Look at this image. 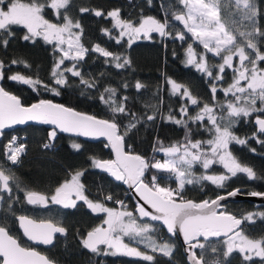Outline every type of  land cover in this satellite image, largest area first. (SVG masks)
<instances>
[{
	"label": "trees",
	"instance_id": "obj_1",
	"mask_svg": "<svg viewBox=\"0 0 264 264\" xmlns=\"http://www.w3.org/2000/svg\"><path fill=\"white\" fill-rule=\"evenodd\" d=\"M21 1L29 2V0ZM50 1L38 0L46 5L43 15L54 22L63 21L50 7ZM256 4L261 12L258 18L259 26L261 31H264V0H256ZM80 8H87L89 11L81 13ZM114 9L120 10L122 20H130L137 26L143 18L154 17L163 22L167 15L169 24L167 31L171 35L161 36L158 32H151L145 36L141 33L131 43L128 42L127 36L117 43L110 37L118 36L119 29H113L114 21L106 15L107 12ZM96 10L103 11L105 15L96 16ZM184 11L185 8L180 0H72L68 16L73 22L79 21L83 29L80 43L84 48L89 49L83 60L76 62V70L81 72L85 80L94 81L97 86L95 88L86 87L81 83L80 77L65 72L67 84L57 87L51 76L57 57L56 49L42 37L24 40L26 29L22 25L12 26L13 37L8 39L6 47L0 44V61H3L5 65V78L0 82L5 89L18 95L25 104L42 97H48L110 120L113 119V113L109 106L100 99V96L104 94L107 99L108 93H105L104 89H115L114 99L117 104L122 97L128 98L125 104L127 113L118 114L115 117L120 133L123 135L125 126L134 122L132 114L140 118V122L136 123L135 127L124 137L126 148L143 155L145 159H148L151 152L160 156L162 153L154 151L159 147L158 140L164 146L185 142V126L176 124L167 117L171 115L177 120L188 119L187 116L181 117L180 115V108L188 103L187 98H182L178 94L174 95L171 92L168 79L187 86L193 96L200 101V105L213 104L217 121L221 127L224 126L225 121H221L220 117H227L226 106L224 105V108L220 106L223 105L225 95L219 89L228 85L233 77V71L226 68L223 74L224 81L215 82L218 90L213 98L210 88L214 81L199 72L194 66L186 65L187 50L191 45L198 59L201 54H206L207 63L210 66L218 65L221 60L219 57L206 53L203 45L187 31L180 21L174 19L175 15L183 14ZM236 11L235 0H221V21L227 30L237 35L241 46H244V38L240 37L238 33L251 31V28L247 26L248 21L235 14ZM104 29L109 30L108 34L102 31ZM177 33H183L185 39L176 38ZM254 42L264 53V46H261L264 43V38ZM97 44L118 54L121 57V63L125 57L131 63L124 68H117L115 61L92 51ZM245 50L246 52L250 51L247 48ZM13 60H23L30 67L21 63L12 64ZM258 67L264 68V62H258ZM17 73L39 79L43 82L42 87H44L43 85L53 86L59 95L56 94V91L53 93L44 91L41 89V85L33 88L7 78ZM137 82L144 87L137 90L135 87ZM259 103L260 101L257 100V104ZM198 109L197 106H189L188 115L195 116ZM153 115L156 116V119L147 121L146 117ZM260 115L258 112L252 113L248 117H241L230 128L235 136L246 140L247 143L241 145L233 141L229 144V151L242 164L251 167L256 173V178H249L246 173H237L236 176L225 180L222 186H218L211 181L199 180V178L205 173L218 174L219 176L229 175L225 168L216 163L209 169H204L200 164L195 163L191 167V178H189L193 180V183H186L182 190L184 199L190 198L195 201L211 199L217 194L233 188H240L244 192L264 190V143L259 142L264 141V135L257 131L254 123L256 117ZM208 127H210V122L207 119L196 122L189 120L190 140L193 143L211 140L213 132L208 131ZM49 130L45 126L35 124L14 129V131L24 134L26 153L19 164L7 168L4 167L3 144L12 131L3 132L0 140V166L3 167L5 174L15 177V180L10 181L11 192L7 190L2 192L0 219L7 217L9 233L21 245L35 247L55 263L98 264L100 253L87 250L82 245L81 239L86 232L105 224L103 212H93L87 207L86 202L81 200L76 201L75 208H66L64 205L53 203L50 200L46 205H31L25 199L26 193L35 191L50 197L54 194L55 189L70 180L72 175L82 172L80 183L84 186L83 193L88 198L102 201L108 207H116V201L123 199L121 207L134 212L133 201L121 183L111 180L107 174L93 166V159L111 157V152L103 141H87L63 133H57L55 138H51ZM46 140L50 142L51 148L41 146ZM77 144L80 145L79 149L73 147ZM253 149L255 151H252ZM152 175L157 176L160 186L177 188L174 175L149 168L144 177V180L149 184ZM17 183L19 187L16 186ZM108 195H111V200H105ZM9 206H11L10 209ZM223 209L240 216L246 213L254 214L253 221L244 223L242 231L252 239L264 237V218L255 215L264 213V203L256 204L248 200L229 201L224 204ZM19 214H26L34 219L52 221L63 226L67 233L55 236L53 245H33L18 229L16 217ZM138 220L150 222L156 226L159 238H166L172 244L173 255L168 257L159 252L149 251L154 260L148 261L143 256L105 254L103 259L106 264H188L176 237H170L156 222ZM219 241L221 240L200 241L205 244V249H196L197 255H203L207 264H214L209 262L210 259L214 255L222 256L223 254L218 245ZM140 249L146 250L143 247ZM215 258L217 259V257ZM224 264H263V258L255 256L251 260H245L238 251H234L225 258Z\"/></svg>",
	"mask_w": 264,
	"mask_h": 264
},
{
	"label": "snow or ice",
	"instance_id": "obj_2",
	"mask_svg": "<svg viewBox=\"0 0 264 264\" xmlns=\"http://www.w3.org/2000/svg\"><path fill=\"white\" fill-rule=\"evenodd\" d=\"M180 2L187 9V12L175 15L174 19L181 21L187 31L202 43L206 53L219 57L221 60L218 65L210 66L207 63L206 54H201L198 59L197 54L190 45L187 50L186 65L194 66L199 72L214 81L210 88L213 98H215L218 90L215 82L224 81L223 74L226 68L233 71V82L227 88L221 87L219 89L225 97L229 95L232 97L231 100L226 101L227 117H220L221 121H225L223 127L218 123L213 107L208 104H204L195 116H189L188 107H199L200 101L193 96L187 86L168 79L171 92L174 95L178 94L182 98H187L188 103L180 108V115L181 117L187 116L188 119L177 120L171 115L167 117L176 124H183L186 133L184 143L164 146L161 141H157L159 147L154 151L165 154L166 159L163 162L155 161L149 164L139 155L124 152V137L135 127L136 123L140 122V118L132 114L134 122L125 126L123 135L118 134L119 125L115 122V117L118 114L127 113L125 104L128 98L122 97L119 104H117L114 99L116 90L112 88H105L104 92L108 93V98L105 99L104 94H101L100 99L109 106L113 113V119L99 120L94 116L76 112L62 104H54L51 100H40L39 103L25 107L17 96L11 95L3 87H0V134H2L3 129L12 124L24 123L25 121H43L58 126V129L62 131L78 132L85 136H105L112 142L111 146L115 149L116 160L93 159V166L110 172L117 180L134 185L143 200L155 210L154 213L141 203L137 204V214L134 216L132 212L117 211L106 208L100 203L88 201L87 197L83 195L84 186L80 183L82 172H76L72 175L71 179L57 187L50 197L35 191L26 193V200L31 205H46L50 200L53 203L62 204L66 208H75L76 201L81 200L85 201L92 211L107 213V227L94 228L81 239L82 245L93 253H100V245H108L109 248L114 249L112 254L123 252L127 255H142L145 260L153 261L154 257L152 255L141 253L135 248H129L128 245L122 242V236H130L134 239L138 238L140 242L147 241L148 247L153 252H160L171 257L174 250L173 246L167 242L159 243L153 238L157 230L156 226L150 222L138 223L139 218L149 217L151 221H160L163 225H166L169 233L175 234L177 229L183 233L187 245L188 259L191 264H207L203 255L198 257L196 254V249H205V244L200 242L201 237L208 240L209 237H220L221 235L227 237L225 258L234 250L264 257V237L250 239L243 234L241 229L242 224L253 221L254 214L249 213L247 216L238 219L227 214L226 211L220 210L222 208L220 201L225 200V196H217L215 200H203L197 203L193 200H184L182 195L185 184L193 183L192 179L186 178L185 170L191 175L190 170L195 163H200L204 169H209L216 163L222 164L229 175H202L199 178V180L211 181L218 186H222L225 180L231 176H236L237 173H246L249 178H256V173L251 167L242 164L232 155L229 151V144L233 141L241 145L247 143L246 140L239 139L230 131V128L235 125L239 118L248 117L254 112H259L264 116V68L258 67V62H264V53L260 51V47L254 42L264 38V31H261L258 21L261 12L257 7L256 0H235L237 10L235 14L248 21L247 26L251 28V31L238 33L240 37L244 38V46H241V41H238L237 35L227 30L225 25L221 23V0H180ZM45 6V3H40L38 0H29L28 3H22L21 0H0V44L7 46L8 39L13 37L12 26L15 25L26 27L28 34L23 37L26 41L42 36L47 42L56 41L57 47L67 44V49L60 48L63 55L55 62L51 73L57 87L67 84L64 73L70 72L73 76L80 77L81 83L86 87L95 88L97 85L94 81L85 80L81 72L76 70V63H73L72 68L61 69L65 59L78 63L83 60L85 54L89 51L79 43L80 35L83 32L79 21L74 23L68 16L72 0H51L50 7L57 10L56 15L61 17L62 24L51 23L44 19L42 13ZM79 11L85 13L89 9L80 8ZM95 15L99 17L104 16L105 13L96 10ZM106 15L113 19V29H119L118 36L110 37L115 39L117 43L125 36L129 38L128 42L131 43L141 33L145 36L151 32H158L161 36L171 35L167 31L169 27L167 15L163 22L154 17L143 18L138 22V26L130 20H122L119 9L109 11ZM73 28L78 31L73 32ZM102 31L106 34L109 32L107 29ZM176 38L184 40L185 35L177 33ZM261 46H264V43ZM246 48L250 51L246 52ZM92 51L115 61L117 68H124L131 63L126 57L123 58V63H121V57L118 54L102 48L99 44L95 45ZM234 59L238 64L237 67H233ZM11 63H21L25 64L26 67H30L23 60H13ZM4 71V62L0 61V80L5 78ZM7 78L14 82L30 85L33 88L43 84L39 79L26 77L19 73ZM241 82H244L243 85ZM43 86L46 90L56 91L55 88H49L48 85ZM124 87L126 88L127 85L125 84ZM135 87L139 90L144 86L137 82ZM56 94L59 95V92L56 91ZM257 100L261 102L260 108L256 107ZM221 108H224V105H221ZM205 118L210 122V127L207 130L213 132V138L193 143L190 140L191 129L188 128V121H204ZM146 119L147 121H154L156 116H147ZM256 124L259 133L264 135V118L257 116ZM56 135L57 128H53L50 137L55 138ZM259 142L264 143V141ZM45 147L47 148L48 145H45ZM73 147L79 149L80 145H73ZM23 150V145L15 148L9 147L8 159L15 163L18 154ZM149 168L157 172L174 175L178 180V187L173 189L160 186L156 175L151 176V186L144 183V174ZM13 180H15V177L5 174L3 167L0 166V189L11 192L9 184ZM16 186L19 187V184L17 183ZM238 192H240V189H235L228 192L227 196H235ZM251 195L264 196V193L254 192ZM73 196H75V199H73ZM111 199V195L105 197V200ZM116 203L123 204L122 201H116ZM255 215L264 218V213ZM16 219L27 237L34 241H40L45 245H53L55 234L66 235L67 233L66 229L57 227L51 222L36 223L28 216H19ZM229 233H233L235 239ZM213 252H215V249H213ZM244 259L251 260L252 255H246ZM0 264H54V262L33 249L22 247L9 234L7 217H4L0 219ZM214 264H221V262L215 261Z\"/></svg>",
	"mask_w": 264,
	"mask_h": 264
},
{
	"label": "water",
	"instance_id": "obj_3",
	"mask_svg": "<svg viewBox=\"0 0 264 264\" xmlns=\"http://www.w3.org/2000/svg\"><path fill=\"white\" fill-rule=\"evenodd\" d=\"M0 87H3L2 84H1V82H0ZM3 88H4V87H3ZM4 89H5V88H4ZM5 91L9 92L11 95H15V96H17V97L20 99L21 104H22L23 106H25V107L31 106L32 104L39 103L40 100H51L54 104H62V105H64V106L67 107V108H71V109L75 110L76 112L84 113V114H87V115H89V116H94V117H96V118L99 119V120H110V119H107V118H104V117L97 116V115H95V114H93V113H91V112H87V111H82V110L76 109L75 107L68 106V105H66V104H64V103H62V102H60V101H56V100H54V99H52V98H48V97H42V98H39V99H37V100H34V101L30 102V103L25 104V103L22 102L21 98H20L18 95H16L15 93H13V92H11V91H9V90H7V89H5ZM260 116H261V118H264V116H262V115H260ZM254 123H255V127H256V129H257V131H258V125L256 124V119H255ZM28 124L42 125V126H45V127L48 128V129L57 128V133H63V134H66V135H68V136H71V137H78V138H80V139H82V140H87V141H103V142L105 143V145L108 147V149L110 150V152H111V157H110V158H99V159H97V160H116V152H115V149L112 148V146H111V143H112V142L109 141L107 137H105V136H95V135L85 136V135H83V134H81V133H78V132H66V131L59 130V129H58V126H56V125H52V124H50V123H45V122H43V121H25L24 123L12 124V125H9L8 127H6L5 129H3L2 134H3L4 131H11V130H14V129L19 128V127H24L25 125H28ZM258 132H259V131H258ZM2 134H0V140H1ZM118 134L122 135V134L120 133V129H119V133H118ZM123 147H124V152H125V153H129V152H130L132 155H139V156H141V157H143V158L145 159V157H144L143 155L128 150V149L126 148L125 141H124V146H123ZM145 160H146V159H145ZM97 169H98L99 171H101V172L107 174L111 180H113V181H115V182H119V183H121V184L123 185V187L127 190V193H128V195L130 196L131 200L133 201V204H134V213H135V215L137 214V204H138V203L144 204V205L146 206V208H147L149 211H152L153 213L155 212V210L151 208V205H148L147 202L143 200V198L140 196V193L136 191V188H135L134 185H132V184L126 182V181H121V180H117V179H115V177H114L110 172H107L106 170L99 169V168H97ZM144 183L149 184V183L146 182L145 180H144ZM150 186H151V185H150ZM235 189H240V188H233V189H231V190H228V191H225V192L219 193V194H217L216 196H214V197L211 198V199H202V200H199V201H195V200H193V199L186 198V199H184V200H193V201L199 203V202H201V201H203V200H209V201H211V200H215V199L217 198V196H225L226 199L223 200V201H220V204H221V206H222V208H221L220 210H224V209H223L224 204L227 203V202H229V201L248 200V201L257 202V203H264V196H254V195H251V193H254V192L264 193V190H263V191H248V192H244V191H242V190L240 189V192H238L237 195L232 196V197H228V196H227V193H228V192H232V191H234ZM2 190H3V191H6V190H4V189H2ZM25 199H26V195H25ZM26 201H27V200H26ZM224 211H226V210H224ZM226 213H227V214H230V215H233V216L237 217L238 219L243 218L242 216H240V215H236V214H234V213H232V212H229V211H226ZM19 216H28V215H26V214H19V215H17L16 218H18ZM28 217H29L30 219L34 220L36 223H40V222H51L53 225H55V226H57V227H62V228H64L63 226L58 225V224H55V223H53L52 221H49V220L34 219V218L30 217V216H28ZM139 219H141V220H148V221H151L149 217H142V218H139ZM151 222H156V223H158V224L164 229V231H165L170 237H176V238H177V240H178L179 243H180L181 250H182V252H183V254H184L185 258H186V262H187L188 264H191V261L188 259V252L186 251L187 245H186V243H185V240H184V237H183V233H182L181 231H179V229H177V231L175 232V234L169 233L168 230H167L166 225H163L162 222H160V221H151ZM17 226H18V229L20 230V232L23 234V236H24L28 241H30L33 245H36V246H49V245H45V244H43V243L40 242V241H34V240H31L29 237H27V236L24 234V232H23V228L20 227V225H19L18 222H17ZM243 226H244V224L241 225V229H242ZM97 227H107V225H100V226H97ZM97 227H96V228H97ZM64 229H65V228H64ZM90 231H92V230H90ZM86 233H87V232H86ZM86 233H85V234H86ZM9 234H10V233H9ZM10 235H11V234H10ZM57 235H63V234L57 233V234L54 235V238H55V236H57ZM229 235H232V236L234 237L233 233H229ZM13 238H15V237H13ZM222 238H226V236L221 235L220 237H209L208 240H216V239H222ZM15 239H16V238H15ZM16 240H17V239H16ZM208 240H204L203 237L200 238V241H208ZM17 241H18V240H17ZM53 241H54V239H53ZM20 245H21V244H20ZM21 246H22V247H25V246H23V245H21ZM26 248L33 249V250H35L36 252L40 253L41 255L46 256L45 254H43L41 251H39V250L36 249L35 247H26ZM87 250H89V249H87ZM90 251H91V250H90ZM196 254H197V253H196ZM197 256H198V255H197ZM198 257H199V256H198ZM49 260H50V259H49ZM54 264H58V263H55V262H54Z\"/></svg>",
	"mask_w": 264,
	"mask_h": 264
},
{
	"label": "rangeland",
	"instance_id": "obj_4",
	"mask_svg": "<svg viewBox=\"0 0 264 264\" xmlns=\"http://www.w3.org/2000/svg\"><path fill=\"white\" fill-rule=\"evenodd\" d=\"M22 2V1H21ZM22 3H26V2H22ZM50 3H51V1H50ZM185 8V7H184ZM55 11V10H54ZM187 12V9L185 8V11H184V13L183 14H185ZM43 14V13H42ZM177 15H181V14H177ZM44 19H46V20H48V21H50L51 23H57V24H62L63 23V21H60V22H54V21H52V20H49L47 17H45V15H44ZM181 22V21H180ZM75 23V22H74ZM182 23V22H181ZM221 23H223L222 21H221ZM183 24V23H182ZM23 26V25H22ZM24 28L26 29V27L24 26ZM186 28V27H185ZM72 31L73 32H77L78 30L77 29H75V28H73L72 29ZM28 34V32H27V29H26V35ZM148 36V35H147ZM42 37V36H41ZM43 38V37H42ZM199 41V40H198ZM200 42V41H199ZM53 46H54V48L56 49V51H57V57H56V61L55 62H57L61 57H62V55H63V53L61 52V50H60V48L61 47H63V48H65V49H67V44H64V45H60L59 47H57L56 45H57V42L56 41H52V42H50ZM79 43H80V41H79ZM201 43V42H200ZM81 44V43H80ZM202 44V43H201ZM73 63H76V62H74V61H72V60H70V59H65V61H64V64L63 65H61V69H65V68H72V66H73ZM221 63V62H220ZM238 66V64H237V62H236V60L234 59V61H233V67H237ZM230 70H232V69H230ZM233 82V77H232V79H231V81L228 83V85L225 87V88H227L231 83ZM243 83L244 82H241V84L243 85ZM41 87V89H43L44 91H48L49 93H53V92H55V91H50V90H46L44 87H42V85L40 86ZM49 88H53V86H49ZM232 99V97H231V95H229L228 97H225V99H224V102L222 103L223 105H225L226 106V101L227 100H231ZM215 103V102H214ZM203 105L204 104H202V105H200L199 106V109H198V111L200 110V108L201 107H203ZM210 107H213V109L215 110V106H213V104L212 105H210V104H208ZM217 105V104H216ZM221 106V105H220ZM256 107L257 108H260L261 107V102L259 103V104H257L256 103ZM214 113H215V111H214ZM254 113H258V112H254ZM216 114V113H215ZM205 119H207V118H205ZM51 131H52V129H50L49 130V135H50V133H51ZM74 144H75V142H74ZM193 151H195V150H193ZM160 153H162V155H160V157H161V162H163L165 159H166V157H165V154L163 153V152H160ZM198 164H200V163H198ZM201 165V164H200ZM222 165V164H221ZM193 166V165H192ZM223 166V165H222ZM201 167H202V165H201ZM224 167V166H223ZM203 168V167H202ZM182 170H185V169H182ZM192 170H190V172H191ZM225 171H226V173H227V170L225 169ZM205 175H212V176H219L218 174H212V173H205ZM185 176H186V178L187 179H189V178H191V175H189V172L187 171V170H185ZM175 177V176H174ZM176 178V177H175ZM176 181H177V187H178V180H177V178H176ZM162 187H164V186H162ZM2 189H0V202H1V200H2ZM83 195L85 196V197H87L84 193H83ZM73 199H75V196H73ZM87 200L88 201H91V202H93V203H100V204H102L104 207H106V208H109V209H115V210H117V211H126V212H132L133 213V215L135 216V213L133 212V211H131V210H129V209H126V208H123V207H121L120 209H118L117 207H108L104 202H102V201H99V200H95V199H91V198H88L87 197ZM86 205H87V203H86ZM88 207V206H87ZM91 210V209H90ZM93 212H97V213H101V212H99V211H93ZM104 213V215H105V224H106V221H107V219H108V216H107V213H105V212H103ZM249 213H246L245 215H243L242 217H244V216H247ZM138 223H148V222H143V221H139L138 220ZM107 225V224H106ZM157 229V228H156ZM243 234L245 235V236H247L244 232H243ZM130 237V236H129ZM248 237V236H247ZM132 238V237H131ZM153 238L157 241V242H159V243H164V242H167L169 245H172L171 243H170V241L168 240V239H163V240H161L160 238H159V235L157 234V230L155 231V233H154V235H153ZM248 238H250V237H248ZM134 239V238H133ZM233 239H235V236L233 237ZM250 239H252V238H250ZM121 240H122V242L124 243V244H126V245H128V247L129 248H135V249H137L138 251H140L141 253H146L147 255H150L149 254V251H153L151 248H149L148 247V243H147V241H145V242H140V240L138 239V238H136L135 240L137 241V242H139L142 246H144V247H146L147 249L146 250H142V249H140V247H137L136 245L135 246H133L132 244H130V243H128V242H126L125 240H123L122 238H121ZM221 241H219L218 242V245L221 247V249H222V251H223V254H222V256H219V255H214L211 259H210V263H214L215 261H220L221 262V264H224V262H225V256H224V252L226 251V240H227V237L226 238H223V239H220ZM238 242V241H237ZM100 249H101V251H100V253H102L103 252V247L101 248V247H99ZM234 251H238V250H234ZM233 251V252H234ZM114 252V249H111V248H109V247H107L106 248V252H105V254H111V255H119V254H124L123 252H120V253H116V254H112ZM239 252V251H238ZM160 253V252H159ZM240 253V252H239ZM241 255H242V257H245L246 255H252V257H255V255L254 254H250V253H240ZM142 256V255H141ZM215 257H217V259L215 258ZM263 258V264H264V257H262ZM103 264H106L105 262L103 263Z\"/></svg>",
	"mask_w": 264,
	"mask_h": 264
},
{
	"label": "built area",
	"instance_id": "obj_5",
	"mask_svg": "<svg viewBox=\"0 0 264 264\" xmlns=\"http://www.w3.org/2000/svg\"><path fill=\"white\" fill-rule=\"evenodd\" d=\"M25 136L24 134H20L18 132H12V134L10 135V137L5 141V144H4V148H3V151H4V158H5V165L7 167H12L14 165H17L20 163L21 159L23 158V156L25 155L26 153V143H25ZM12 142V143H10ZM20 145H23L24 146V150L18 154V159L15 163H13L12 161H10L8 159V156H9V147H18ZM45 145H48L47 148H51V144L49 141H44L42 143V147L43 148H46ZM123 202V200H120ZM121 204H118V207L120 206ZM123 238H125L124 236H122ZM99 264H101V261L99 262Z\"/></svg>",
	"mask_w": 264,
	"mask_h": 264
},
{
	"label": "bare ground",
	"instance_id": "obj_6",
	"mask_svg": "<svg viewBox=\"0 0 264 264\" xmlns=\"http://www.w3.org/2000/svg\"><path fill=\"white\" fill-rule=\"evenodd\" d=\"M251 202H252V201H251ZM253 203L260 204V203H257V202H253Z\"/></svg>",
	"mask_w": 264,
	"mask_h": 264
},
{
	"label": "flooded vegetation",
	"instance_id": "obj_7",
	"mask_svg": "<svg viewBox=\"0 0 264 264\" xmlns=\"http://www.w3.org/2000/svg\"><path fill=\"white\" fill-rule=\"evenodd\" d=\"M55 10V12L57 11L56 9H54ZM3 191V190H2Z\"/></svg>",
	"mask_w": 264,
	"mask_h": 264
}]
</instances>
